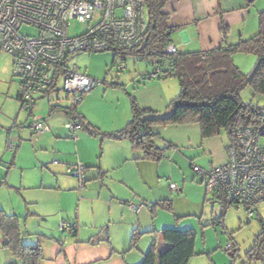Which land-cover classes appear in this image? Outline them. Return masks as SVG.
<instances>
[{"label":"crops","instance_id":"crops-1","mask_svg":"<svg viewBox=\"0 0 264 264\" xmlns=\"http://www.w3.org/2000/svg\"><path fill=\"white\" fill-rule=\"evenodd\" d=\"M263 9L261 0L251 2L248 0H170L163 12L169 17L167 25L176 29L172 37V45L180 53H191L208 52L253 38L258 32L259 13L264 11ZM250 58L253 57L250 56ZM241 71L243 72L242 69ZM170 98L171 96L164 95L162 98H152L146 102H140L138 99L137 102L142 108L156 113H165L172 101ZM64 114L68 117L66 113ZM81 117L86 125H89L86 119ZM131 117L129 105L126 118L119 128L111 131V134L122 130L130 122ZM44 120L50 130L39 137L31 134L38 139L35 143L37 147L35 156L43 162L61 159L68 163L61 166L53 165L56 166L52 177L53 181H56L54 186H45L44 180H41V184L37 182L27 186L25 184L26 168H24L21 189H36L41 192V194H34L33 197H27V204L34 209L31 210L34 211L33 215L50 218L61 214L62 219L66 218L76 223L78 229L71 235L64 233L59 228L62 219L56 222L52 230L46 228L44 231L52 235L46 232L47 234H43L44 237L41 240L29 245L39 244L43 256L39 264H140L154 241L158 248L159 262L161 254L168 248L163 241L162 231L169 228L193 229V224H186L180 220L196 217L200 209L204 212L206 208V194H204L206 188L196 179L193 165L209 169L224 165L229 159L228 136L203 138L199 124L153 125L150 130L156 135L158 145L161 148L167 147V151L160 162H152L145 160L142 153L134 151L126 139L95 137L82 128L81 137L74 141L68 135L69 132L61 128L58 116L49 120L44 118ZM20 135L25 138L24 133ZM21 136L17 140L19 145L14 143L16 149L12 152L14 154L12 165L16 164L23 154L25 143ZM97 139L100 140L102 149L100 157L96 154ZM73 147H76L79 153V160L88 167L86 185L82 190L79 182L67 173V165L75 159L72 153ZM7 179H2L0 186L7 185ZM171 183L178 186L177 190L169 189ZM41 190L60 192V194L63 191L66 192L67 203L63 204V197L58 203L63 211L60 210L59 214H51V211L45 207V195ZM73 199H76L78 203L77 213L66 210V206L69 207ZM162 201H171L173 212L158 209L153 216L149 207ZM85 203L91 207L89 215L82 213L83 207L87 205ZM130 203H142L144 207L139 213H134L128 208ZM178 208L183 210L179 212ZM11 212L13 213L10 215H17L16 210ZM160 212H163L162 215ZM164 212L173 217H166ZM45 218L44 221H46ZM106 229L107 239L103 232ZM135 231L141 235L136 248L130 250ZM60 233L62 235H59ZM224 246L221 247L222 251ZM5 251L8 250L1 244L0 263L5 260V256L7 261L10 259L9 256L1 253ZM12 263L22 264L17 260ZM189 264H199V261L192 259Z\"/></svg>","mask_w":264,"mask_h":264},{"label":"built area","instance_id":"built-area-1","mask_svg":"<svg viewBox=\"0 0 264 264\" xmlns=\"http://www.w3.org/2000/svg\"><path fill=\"white\" fill-rule=\"evenodd\" d=\"M73 22L86 25V30L72 36ZM147 24L143 0H0V55L6 53L12 58V73L20 81L19 99L26 111L34 109L50 90L52 94L62 90L76 106L101 82L71 65L70 57L80 52L117 54L137 48L143 43ZM177 52L174 45L167 47L163 53L166 57L156 60L142 79L169 78L173 73L172 56ZM119 69L123 70V65ZM29 121L28 128L35 137L50 130L41 115L34 113ZM65 128L71 139L79 140L83 128L79 120H71ZM229 134L234 140L228 145L226 164L209 169L193 165L192 169L205 185L210 201L243 206L253 219L255 206L264 201V127L229 129ZM8 149L15 151L12 141ZM52 164L59 162L54 160ZM87 169L81 162L67 165V173L79 182L81 190L86 185ZM177 188L174 183L169 186L171 191ZM143 207L142 203L128 205L134 213ZM59 228L71 235L78 225L62 219ZM223 251L232 253L236 245L228 241Z\"/></svg>","mask_w":264,"mask_h":264},{"label":"rangeland","instance_id":"rangeland-1","mask_svg":"<svg viewBox=\"0 0 264 264\" xmlns=\"http://www.w3.org/2000/svg\"><path fill=\"white\" fill-rule=\"evenodd\" d=\"M261 1L264 6V0ZM85 30L86 25L73 22L70 34L77 36ZM239 55H241L238 56L240 58L237 55L234 57L235 64L245 74H249L255 66L256 57L252 56L253 58H250L247 55ZM125 58L126 61L124 62L123 59ZM69 63L76 65L82 72H85L97 81L103 82L90 94L86 95L80 104L76 105V110L89 124L94 125V128L105 134H111V131L119 128L120 124H122L128 114L129 105L131 107V97L136 101L139 99L140 102H146V100L152 98H162L164 95H169L171 96L170 99L174 100L179 95V84L176 78L142 80V75L151 71L152 66L147 61L134 56H125L124 54H115L109 51L84 52L71 56ZM120 65H123V70L119 69ZM19 84L20 81L12 73L11 56L2 53L0 55V180L7 179L8 175L9 178L7 179V185L0 186V210H3L7 214L13 213L11 210H16L17 213L15 214L20 217L21 221L22 244L32 245L41 240L44 237L43 234H47L46 232L48 231H44L46 228L52 230L56 222L63 218V215L59 214L60 210L63 211V208L58 203L61 197H63V204L65 205L68 197L65 196L66 192L64 191L60 194V192L54 193L41 190L45 195L44 202L46 203L45 207L47 210L51 211V214L55 213L59 215L50 218L33 215L34 211L31 210L34 209L30 204H27V197H33L34 194H41V192L36 189H21L22 171L26 168L25 184L27 186L37 184V182L41 184V180H44L45 186H54L56 181H53L52 177L55 174L56 166H53V161L57 160L59 162L58 166L66 165L68 162L61 161V159L43 162L35 156V151H37L35 143L38 139L31 136L30 129L28 128L30 123L28 113L23 110L21 102L17 98ZM240 97L244 104H252L264 108V95L255 94L250 85L241 91ZM55 106L70 108L74 105L71 102V98L61 90L51 96L40 98L36 103L34 113L43 116L47 120L58 116L61 128H64L68 133L65 125L71 119L63 112L61 113V111L51 113V108ZM21 133L25 134V138L23 135H20ZM82 133L79 132L78 136L81 137ZM19 136L23 138L25 146L18 162L12 165L14 154L8 149L7 143L11 140L13 143L19 145L17 142ZM96 143L98 145L96 154L100 157L102 153L100 140L97 139ZM261 144L264 145V137L261 139ZM72 153L75 159L70 163L81 162L76 147H73ZM83 164L86 165L85 163ZM67 177L70 176L67 175ZM161 179L165 181L164 178L161 177ZM195 181L197 183V180ZM205 198L206 208L204 212L200 209L198 216L186 217L180 220L186 224H193V229L197 233L196 253L198 255L193 259L197 262L199 261V264H231L233 259L229 254L232 253H225L221 250L222 246L231 241L236 245L238 253L235 260L236 264H248L245 255L253 246L255 237L261 232L257 216L264 220V201L255 206L256 217L253 219L248 216L243 206H231L226 211L224 225L221 226L217 224V219L222 214L221 204L212 203L207 196ZM77 204L76 199L71 200V204L69 207L66 206V210L77 213ZM144 210L150 218L148 210L146 208ZM178 210L181 212L183 208H178ZM82 213L89 215L91 207L88 204L85 205ZM160 213L162 215L163 212ZM164 215L166 217H173V215L166 212H164ZM44 218L46 221H44ZM65 220L67 219L65 218ZM48 234L50 235L51 233L48 232ZM59 235L62 234L60 233ZM2 242L3 238L0 235V249ZM1 253L9 256L10 259L7 261L5 256V260L3 258L4 261L0 264H11L16 261V257L12 252L5 251Z\"/></svg>","mask_w":264,"mask_h":264},{"label":"trees","instance_id":"trees-1","mask_svg":"<svg viewBox=\"0 0 264 264\" xmlns=\"http://www.w3.org/2000/svg\"><path fill=\"white\" fill-rule=\"evenodd\" d=\"M169 1L143 0L148 18L143 43L137 48L117 54L134 56L147 61L151 66L156 60L166 57L163 54L164 50L172 45V37L176 32V29L167 25L169 17L163 12ZM239 54L256 57L257 70L250 81H248V77L253 70L249 74H245L235 64L234 57ZM172 58L173 73L170 77L177 79L179 95L170 103L168 109L172 108L173 114L166 119L142 122L141 119L144 116L156 114V112L142 108L132 97L130 122L122 130L112 134L102 133L90 124L86 125L84 119L77 113L76 106L70 108L55 106L51 108V112L62 111L71 120H79L83 129L85 128L95 137L107 136L112 139H126L134 151L142 153L145 160L152 162H160L167 151V147L161 148L158 145L156 135L150 130L153 125L199 124L203 138L227 135L230 143L234 139L229 134V129L264 127V108L244 104L240 97L241 91L248 85L252 87L255 94L264 95V11L259 13L258 32L253 38L208 52L180 53L178 51ZM123 60L125 62L126 58ZM51 95L52 90L47 92V96ZM35 106L31 111H26L23 106L22 108L31 117L34 114ZM219 204L222 206V214L217 221L218 225L223 226L225 213L233 205ZM149 209L153 216L158 209L169 213L173 212L171 201L155 203ZM257 217L261 232L255 237L253 246L245 255L248 264H264V220ZM20 223V217L0 210L2 247L12 252L16 260L22 264H39L43 259L41 248L39 244L33 246L22 244L23 236ZM103 232L107 239V229ZM161 234L168 248L161 254L159 262L158 248L154 241L140 264H189L198 255L196 253L197 234L195 230L170 228L163 230ZM140 235V233L134 232L130 250L136 248ZM60 244L63 247V244ZM61 250L63 251V248ZM230 256L236 260L237 251L232 252Z\"/></svg>","mask_w":264,"mask_h":264},{"label":"water","instance_id":"water-1","mask_svg":"<svg viewBox=\"0 0 264 264\" xmlns=\"http://www.w3.org/2000/svg\"><path fill=\"white\" fill-rule=\"evenodd\" d=\"M248 1L251 2L253 0H248ZM256 70H257V65L255 66V68L253 69L252 73L248 77V81H250L251 78L254 76ZM172 114H173V109L169 108L165 113H156V114L146 115V116H144L141 119V121L142 122L161 121L163 119H166V118L170 117Z\"/></svg>","mask_w":264,"mask_h":264}]
</instances>
